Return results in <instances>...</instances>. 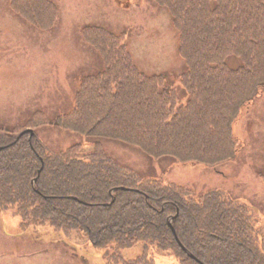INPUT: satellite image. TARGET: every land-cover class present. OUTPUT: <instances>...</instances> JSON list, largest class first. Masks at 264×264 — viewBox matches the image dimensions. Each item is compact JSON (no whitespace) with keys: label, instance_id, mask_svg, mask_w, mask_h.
Returning <instances> with one entry per match:
<instances>
[{"label":"trees","instance_id":"obj_1","mask_svg":"<svg viewBox=\"0 0 264 264\" xmlns=\"http://www.w3.org/2000/svg\"><path fill=\"white\" fill-rule=\"evenodd\" d=\"M153 1L170 11L178 34L185 104L167 89L164 74L137 67L124 36L88 25L83 37L104 68L82 79L71 112L53 120L37 112L28 124L119 140L184 164L217 168L233 161L242 149L234 124L264 94V0ZM11 6L40 30L58 18L50 0ZM231 55L240 67H229ZM21 132L0 127V212L12 211L24 230H83L106 250L108 264H157L150 254L156 246L173 251L181 264H199L191 253L205 264H264L262 226L227 191L197 198L190 188L119 164L99 143L85 155L82 145L55 153L37 134L18 139ZM139 242L144 253L124 259L122 250Z\"/></svg>","mask_w":264,"mask_h":264},{"label":"rangeland","instance_id":"obj_2","mask_svg":"<svg viewBox=\"0 0 264 264\" xmlns=\"http://www.w3.org/2000/svg\"><path fill=\"white\" fill-rule=\"evenodd\" d=\"M53 1L58 4L59 19L47 32L14 13L11 0H0V127H30L27 121L38 110L51 119L73 110L81 79L103 69V60L82 36L88 24L123 34L140 70L164 74L167 88L175 90L185 104L188 94L182 89L181 76L186 66L168 11L152 0ZM227 63L233 68L241 64L237 57H230ZM36 130L55 153L82 145L85 155L99 143L121 165L142 176L163 177L190 188L195 197L214 188L225 189L249 207L264 229V94L234 124L241 151L216 169L181 164L169 157L151 158L117 140L88 137L58 126ZM144 245L139 242L123 249L122 257H138ZM105 253L83 230L70 235L50 225L24 230L20 217L11 211L0 212V264H108ZM150 254L157 264H180L171 250L156 246Z\"/></svg>","mask_w":264,"mask_h":264},{"label":"water","instance_id":"obj_3","mask_svg":"<svg viewBox=\"0 0 264 264\" xmlns=\"http://www.w3.org/2000/svg\"><path fill=\"white\" fill-rule=\"evenodd\" d=\"M25 132H27V131H25ZM171 225V224H170Z\"/></svg>","mask_w":264,"mask_h":264}]
</instances>
